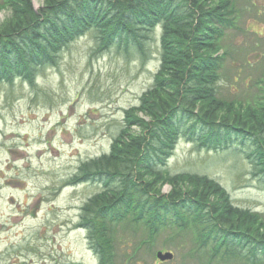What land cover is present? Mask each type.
<instances>
[{
    "label": "trees",
    "instance_id": "trees-1",
    "mask_svg": "<svg viewBox=\"0 0 264 264\" xmlns=\"http://www.w3.org/2000/svg\"><path fill=\"white\" fill-rule=\"evenodd\" d=\"M0 9L10 13L0 22V84L35 86L86 36L99 51L144 61L161 29L152 85L125 111L110 151L83 161L74 175L78 183L100 184L80 215L99 264H115L116 228L124 223L143 229L142 243L190 231V254L264 264V212L236 205L208 175L167 168L181 140L209 151L237 140L249 145L252 173L264 175V78L250 102L220 92L227 30L238 17L233 0H43L38 9L33 0H4ZM173 241L172 249L184 248V239Z\"/></svg>",
    "mask_w": 264,
    "mask_h": 264
},
{
    "label": "rangeland",
    "instance_id": "rangeland-1",
    "mask_svg": "<svg viewBox=\"0 0 264 264\" xmlns=\"http://www.w3.org/2000/svg\"><path fill=\"white\" fill-rule=\"evenodd\" d=\"M233 2L238 17L227 30L220 92L250 102L259 97L264 78V0ZM33 3L38 9L43 0ZM9 16L8 9H0V22ZM154 36L144 61L99 51L86 36L63 52L57 67L44 69L35 86L19 79L0 84V264H99L80 215L100 184L78 183L74 175L83 161L110 151L125 111L138 106L152 85L160 65L161 29ZM249 150L237 140L224 151L197 149L181 140L167 168L208 175L236 205L263 213L264 175L252 173ZM116 233L115 264H241L205 252L190 254V231L164 232L153 244L142 243L144 231L133 225L124 223ZM173 239H184V248L172 249ZM159 251L172 252V259L160 261Z\"/></svg>",
    "mask_w": 264,
    "mask_h": 264
},
{
    "label": "water",
    "instance_id": "water-1",
    "mask_svg": "<svg viewBox=\"0 0 264 264\" xmlns=\"http://www.w3.org/2000/svg\"><path fill=\"white\" fill-rule=\"evenodd\" d=\"M157 256L162 261L172 259L173 257L172 253H169V252L167 253L158 252Z\"/></svg>",
    "mask_w": 264,
    "mask_h": 264
},
{
    "label": "bare ground",
    "instance_id": "bare-ground-1",
    "mask_svg": "<svg viewBox=\"0 0 264 264\" xmlns=\"http://www.w3.org/2000/svg\"><path fill=\"white\" fill-rule=\"evenodd\" d=\"M5 187L6 188H9V189H14V185H11V184H5ZM7 228L9 229V230H11L12 228H13V226L12 225H9V226H7Z\"/></svg>",
    "mask_w": 264,
    "mask_h": 264
}]
</instances>
